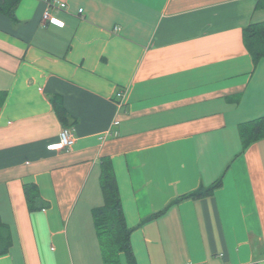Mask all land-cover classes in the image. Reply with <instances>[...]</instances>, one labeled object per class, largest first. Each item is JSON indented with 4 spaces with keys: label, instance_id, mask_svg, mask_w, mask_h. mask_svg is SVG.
I'll return each instance as SVG.
<instances>
[{
    "label": "crops",
    "instance_id": "obj_1",
    "mask_svg": "<svg viewBox=\"0 0 264 264\" xmlns=\"http://www.w3.org/2000/svg\"><path fill=\"white\" fill-rule=\"evenodd\" d=\"M57 1L60 27L46 0H19L14 22L0 13V264H104L103 157L137 264H264V139L242 151L238 131L264 115V62L242 38L264 20L257 0ZM64 128L73 145L50 148ZM26 184L47 209L29 212Z\"/></svg>",
    "mask_w": 264,
    "mask_h": 264
},
{
    "label": "trees",
    "instance_id": "obj_2",
    "mask_svg": "<svg viewBox=\"0 0 264 264\" xmlns=\"http://www.w3.org/2000/svg\"><path fill=\"white\" fill-rule=\"evenodd\" d=\"M19 0H0V13L15 19V8ZM256 10H264V0H257ZM243 44L253 59L254 64L264 61V20L252 22L242 31ZM50 102L58 119L65 124L68 114L62 101L55 96L50 97ZM242 151L251 144L264 139V115L238 126ZM99 185L102 194V205L92 210L93 223L101 250L104 264H120L119 255L124 254L127 264H137L132 252L130 236L133 231L124 219V213L120 200L119 189L109 158L99 160ZM222 184V177L208 187L199 186L195 191L179 196L172 200L164 209L154 213L148 220L159 218L174 205L184 200H198L209 197ZM24 197L29 212L43 211L49 207L44 201L36 186L26 184L23 187ZM12 246V237L9 228L0 220V256L9 252Z\"/></svg>",
    "mask_w": 264,
    "mask_h": 264
},
{
    "label": "built area",
    "instance_id": "obj_3",
    "mask_svg": "<svg viewBox=\"0 0 264 264\" xmlns=\"http://www.w3.org/2000/svg\"><path fill=\"white\" fill-rule=\"evenodd\" d=\"M57 9V10H64L66 9V4L63 2H59L57 0H46V10L43 14V21L48 22L55 26H62L61 22H58L50 17V10ZM121 95V92L117 93V97ZM74 143V138L72 135V131L69 128H64L59 134V142L51 146L52 149H66L70 148Z\"/></svg>",
    "mask_w": 264,
    "mask_h": 264
},
{
    "label": "rangeland",
    "instance_id": "obj_4",
    "mask_svg": "<svg viewBox=\"0 0 264 264\" xmlns=\"http://www.w3.org/2000/svg\"><path fill=\"white\" fill-rule=\"evenodd\" d=\"M262 62H264V61L262 60V61H261V64H262ZM121 259H122V261L125 263V260H126V259H125V255H122V256H121Z\"/></svg>",
    "mask_w": 264,
    "mask_h": 264
}]
</instances>
